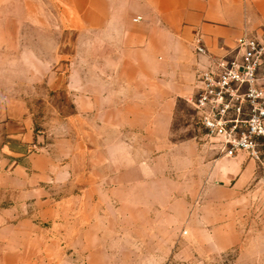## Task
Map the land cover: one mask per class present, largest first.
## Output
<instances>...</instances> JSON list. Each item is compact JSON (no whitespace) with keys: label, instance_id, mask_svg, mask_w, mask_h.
<instances>
[{"label":"rangeland","instance_id":"rangeland-1","mask_svg":"<svg viewBox=\"0 0 264 264\" xmlns=\"http://www.w3.org/2000/svg\"><path fill=\"white\" fill-rule=\"evenodd\" d=\"M186 1L193 0L159 4L173 17ZM251 2L245 15L259 28L242 34L264 39V4ZM150 5L0 0V264H264V148L263 163L236 156L256 162L247 182L213 176L211 165L222 156L193 97L178 101L169 159L156 151L133 189L118 190V6L130 8V21L140 25L149 16L159 21L157 9L146 13ZM105 89L113 92L115 125L100 126L97 110L77 116L85 97L99 103ZM36 155L62 172L57 185L38 179ZM74 169L84 184L71 176ZM127 196L140 204L118 205ZM53 200L63 220L43 215L44 208L57 213Z\"/></svg>","mask_w":264,"mask_h":264},{"label":"crops","instance_id":"crops-1","mask_svg":"<svg viewBox=\"0 0 264 264\" xmlns=\"http://www.w3.org/2000/svg\"><path fill=\"white\" fill-rule=\"evenodd\" d=\"M246 1L248 5H252L251 0L186 1L185 8L171 17L165 13L164 2L160 5L159 0H151V12L146 13L154 15L157 9V14L162 15L158 18L159 21L151 20L149 16L146 18L148 22L140 25L130 21V8L118 6V190L129 192L133 189L135 182L139 181L140 170L143 174L149 172L146 160L154 157L156 151L162 154L163 159L171 156L172 125L178 101L194 97L198 74L209 68L212 62L210 57L197 54L194 47L196 36H202L209 56L219 58L233 49V43L235 44L244 31L253 32L252 30L259 28L245 15L248 7ZM257 4L263 6L264 0H257L256 6ZM102 94L101 99L98 98L99 103L92 95L85 97L81 105L76 107L77 116L89 118L97 110L100 116L103 115L99 117L102 120L99 125L113 126L116 119L112 118L111 112H117L116 103L113 106V99H109V96L112 98V89H105ZM106 95L108 97L105 98ZM105 108L110 111L103 114ZM93 124L96 125L95 122ZM13 136L19 138L21 133ZM216 154H221L222 157L211 165L213 176L228 183H245L250 180L256 162L241 154L233 158L232 163L224 166L222 159L229 157H225L219 149ZM138 157L142 159V168L139 167ZM48 160L43 155H36L32 160L33 168L36 169V176L40 181L54 182L57 185L62 172L54 171L56 173L53 175L50 167L54 165H50ZM230 165H234V169ZM166 169L169 170L170 167L167 166ZM76 172L74 169L73 175L71 172L70 175L84 184ZM53 201L57 213L44 208L43 215L47 219L53 214L51 220H63L64 217L60 216L59 200ZM40 203L42 206L53 204L52 201ZM148 203L160 204L153 199ZM139 204L128 196L118 199L120 206ZM162 204L171 205V199H163Z\"/></svg>","mask_w":264,"mask_h":264},{"label":"built area","instance_id":"built-area-1","mask_svg":"<svg viewBox=\"0 0 264 264\" xmlns=\"http://www.w3.org/2000/svg\"><path fill=\"white\" fill-rule=\"evenodd\" d=\"M141 20V18H138ZM196 51L211 66L198 74L190 101L209 138L226 157L247 153L259 163L264 148V39L244 33L224 57L213 58L202 39Z\"/></svg>","mask_w":264,"mask_h":264}]
</instances>
